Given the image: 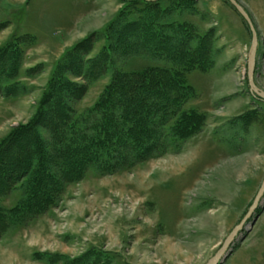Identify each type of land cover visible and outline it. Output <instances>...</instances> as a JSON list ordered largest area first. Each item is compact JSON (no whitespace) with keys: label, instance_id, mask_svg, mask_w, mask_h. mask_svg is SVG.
<instances>
[{"label":"rangeland","instance_id":"obj_1","mask_svg":"<svg viewBox=\"0 0 264 264\" xmlns=\"http://www.w3.org/2000/svg\"><path fill=\"white\" fill-rule=\"evenodd\" d=\"M236 1L258 35L264 91V0ZM251 38L227 0H0V264H206L264 179ZM158 68L174 83L156 90L160 149L32 185V162L51 159L54 137L93 112L116 75ZM219 264H264V197Z\"/></svg>","mask_w":264,"mask_h":264},{"label":"trees","instance_id":"obj_2","mask_svg":"<svg viewBox=\"0 0 264 264\" xmlns=\"http://www.w3.org/2000/svg\"><path fill=\"white\" fill-rule=\"evenodd\" d=\"M18 37V31H14L9 44H14ZM109 46L107 39L105 47ZM187 61H191V57ZM170 77L167 71L159 68L136 73L128 78L116 75L96 109L74 127L70 123L67 124L57 138L54 137L55 153L50 159L54 163L46 160V156L42 154L37 161L32 162L28 171L30 173L25 176L28 177L30 174L34 175V178L36 176V183L32 185L38 187L40 179L45 181L58 179L66 184L76 180L75 174L81 173L80 177L84 176L86 170L92 166H97L105 172H112L118 165L117 162H125L129 155L132 157L130 160L134 162L148 159L156 149H160L157 143L163 136L160 130L166 123L163 119L166 115L162 108L164 105L162 107L160 105L163 95L156 90L161 89L160 87L167 89L169 85L173 86L172 80H167L171 79ZM155 79L162 84L156 86ZM177 91L179 90L175 88L174 93ZM111 112H117V115L114 116L110 114ZM82 127L89 129L90 132H84ZM19 161L22 162L21 159ZM56 162L59 164H55ZM12 167L9 172L11 171V176H14L17 172L14 171V166ZM58 167L61 168V175L56 178L58 174L51 172L50 169L58 170ZM0 172L6 171L2 169ZM70 174H74V177H69ZM3 175L7 177L9 174ZM29 195L28 198L34 199V194ZM23 206L19 207L17 213L23 211Z\"/></svg>","mask_w":264,"mask_h":264},{"label":"water","instance_id":"obj_3","mask_svg":"<svg viewBox=\"0 0 264 264\" xmlns=\"http://www.w3.org/2000/svg\"><path fill=\"white\" fill-rule=\"evenodd\" d=\"M227 1L235 8V10L240 14V16L246 21L249 27V30L251 32V35H252L251 46H250V49L248 51V56H247L248 87H249L250 93L253 96L257 97L258 99L264 102V91L256 85L255 78H254L257 51H258V45H259L256 29L248 13L245 11V9L241 5H239V3L236 0H227ZM263 197H264V179L246 215L243 217L241 222L236 227L233 228V230L229 233V235L224 240V242L222 243L220 248L217 250L215 255L211 259H209L206 264H219L220 263L221 259H223V257L226 255L231 245L238 238L240 232H242V230L244 229L248 221L252 218V216L258 209L259 204L261 200L263 199Z\"/></svg>","mask_w":264,"mask_h":264},{"label":"bare ground","instance_id":"obj_4","mask_svg":"<svg viewBox=\"0 0 264 264\" xmlns=\"http://www.w3.org/2000/svg\"><path fill=\"white\" fill-rule=\"evenodd\" d=\"M254 76H255V73H254Z\"/></svg>","mask_w":264,"mask_h":264}]
</instances>
